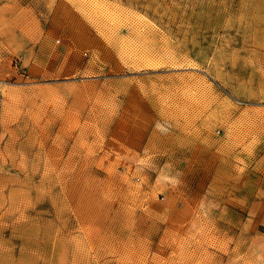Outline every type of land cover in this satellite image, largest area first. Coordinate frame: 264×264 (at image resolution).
I'll return each mask as SVG.
<instances>
[{
  "label": "rangeland",
  "instance_id": "rangeland-1",
  "mask_svg": "<svg viewBox=\"0 0 264 264\" xmlns=\"http://www.w3.org/2000/svg\"><path fill=\"white\" fill-rule=\"evenodd\" d=\"M258 243L264 0H0V264H250Z\"/></svg>",
  "mask_w": 264,
  "mask_h": 264
},
{
  "label": "clouds",
  "instance_id": "clouds-1",
  "mask_svg": "<svg viewBox=\"0 0 264 264\" xmlns=\"http://www.w3.org/2000/svg\"><path fill=\"white\" fill-rule=\"evenodd\" d=\"M154 129L162 135H167L170 131V125L167 121L161 122L158 120L154 125ZM157 181L165 185H175L180 182L179 174L174 175L172 172V167L168 165L164 168H161L160 173L157 176ZM208 195H210V193L206 194L205 197L200 201V211L206 216L210 215L214 206V201L209 200ZM252 256L254 259L250 262V264H264V243H258L255 246ZM233 264H238V261L234 260Z\"/></svg>",
  "mask_w": 264,
  "mask_h": 264
}]
</instances>
